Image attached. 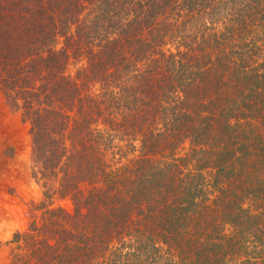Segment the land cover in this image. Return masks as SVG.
<instances>
[{
  "label": "trees",
  "instance_id": "obj_1",
  "mask_svg": "<svg viewBox=\"0 0 264 264\" xmlns=\"http://www.w3.org/2000/svg\"><path fill=\"white\" fill-rule=\"evenodd\" d=\"M0 94L42 190L7 264H264V0H0Z\"/></svg>",
  "mask_w": 264,
  "mask_h": 264
},
{
  "label": "rangeland",
  "instance_id": "obj_2",
  "mask_svg": "<svg viewBox=\"0 0 264 264\" xmlns=\"http://www.w3.org/2000/svg\"><path fill=\"white\" fill-rule=\"evenodd\" d=\"M41 198L42 190L31 177L29 124L0 94V264H7L12 235L26 228L31 204ZM62 205L70 208L68 202Z\"/></svg>",
  "mask_w": 264,
  "mask_h": 264
}]
</instances>
